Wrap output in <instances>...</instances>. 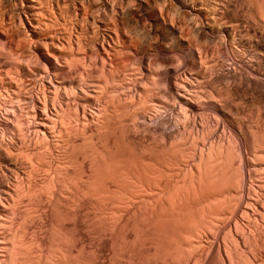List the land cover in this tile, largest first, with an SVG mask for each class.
<instances>
[{
	"label": "bare ground",
	"instance_id": "bare-ground-1",
	"mask_svg": "<svg viewBox=\"0 0 264 264\" xmlns=\"http://www.w3.org/2000/svg\"><path fill=\"white\" fill-rule=\"evenodd\" d=\"M159 1L0 0V236L18 214L25 225L47 210L82 214L86 230L93 214L114 228L136 222L134 235L157 239L165 261L175 249L179 262L186 256L183 237L202 264L204 249L191 243L201 230L195 243L205 235L229 264H264V91L254 92L255 70L239 53L264 55V0L253 5L258 20L229 0ZM242 102L260 105L255 121ZM227 182L232 190L218 189ZM224 192L228 215L214 207ZM224 228L230 245L218 238ZM57 236L47 258L75 264Z\"/></svg>",
	"mask_w": 264,
	"mask_h": 264
},
{
	"label": "rangeland",
	"instance_id": "rangeland-1",
	"mask_svg": "<svg viewBox=\"0 0 264 264\" xmlns=\"http://www.w3.org/2000/svg\"><path fill=\"white\" fill-rule=\"evenodd\" d=\"M9 2L11 1L12 2V0H8ZM228 1V0H227ZM160 3H158L157 5L159 6V4H161V0L159 1ZM228 2H230V3H233L232 5H236V3H237V6H239L240 4V6H242V9L244 8L245 10H244V12H247V14L246 15H249V16H251V17H249V18H252V20H255V18L257 17V16H255V8L254 7H256V0H229ZM235 3V4H234ZM163 4H164V2H163ZM163 4H161L162 6H163ZM243 4V5H242ZM160 5V6H161ZM253 5H254V7H253ZM247 9V10H246ZM229 11L231 12H233V8L231 7V8H229ZM251 15H250V14ZM253 13V14H252ZM257 20H258V17H257ZM256 20V21H257ZM239 37L240 36H236V40H238L239 39ZM148 38V40L150 41L151 40V42L153 41L152 40V38H153V36L152 37H147ZM154 39V38H153ZM154 42V41H153ZM209 44H213V46L215 45L214 43H212V42H210ZM239 53L241 54H243L244 55V57H246V59L248 60V61H250L251 62V65H252V68H253V70H255L256 71V73H255V71H253V72H251V71H249L250 73H252V76L255 78V80L256 81H258V84L260 85V86H257L256 88H254L256 91H254V92H256V93H262V91H264V55H260V56H256L257 54H254L253 53V51H252V48L251 47H249V48H245V47H241V46H239ZM246 49V50H245ZM251 49V50H250ZM253 53V54H252ZM162 54V56L164 57V56H166V55H164L163 53H161ZM252 55H254V56H252ZM259 57V58H258ZM237 58H238V56H237ZM251 58V59H250ZM237 62H235V66H238L239 64H237L238 62H239V60H236ZM249 62V63H250ZM255 65V66H254ZM239 68H243V69H245V66H238ZM247 68V67H246ZM248 69V68H247ZM257 69V70H256ZM259 71V72H258ZM255 73V74H254ZM259 73V74H258ZM258 76V77H257ZM262 83H263V85H262ZM215 84L218 86V87H222L223 86V83L222 82H220V80L219 81H217V82H215ZM214 84V85H215ZM261 87V88H260ZM260 88V89H259ZM259 90H261V91H259ZM259 91V92H258ZM240 104H241V102H239ZM244 103V104H243ZM245 104H250L249 106H250V109H249V106L248 105H245ZM240 106H244L245 108H247V109H249V112H247L248 114H247V116H250L254 121H255V118L257 119V115L256 114H258V112H259V110H260V108H258V107H260V105L259 104H257V103H249V102H247V103H245V102H242V105H240ZM258 111V112H257ZM231 143H232V146L234 145V148H235V146L236 145H238V143L234 140V142H233V140L231 141ZM237 143V144H236ZM237 147L238 146H236V151L234 152V154H236L237 155ZM233 148V149H234ZM248 152V156L249 157H251L252 159L254 158L255 159V157L251 154V152L250 151H247ZM236 155H234V166L236 165L237 166V162H238V156L236 157ZM237 158V160L235 161V159ZM236 163V164H235ZM233 184L231 183V182H227L226 183V186L227 187H225V184H221L220 186H218V189H222V187H223V189L222 190H225V189H227V191L229 190V189H231ZM225 188V189H224ZM233 188H234V186H233ZM232 188V189H233ZM231 189V190H232ZM226 191V190H225ZM224 194L225 195H228L229 194V196H228V199H227V196H226V199L225 198H223V201L222 200H216V202H215V204H216V206H214V207H217V206H219V207H217V209L219 210L218 212L220 213V211H223V209H224V211H225V214H230V213H228V212H231V206L233 205H229V204H227V201L230 199L231 200V198L232 197H230V196H232L230 193H228V192H224ZM223 197V196H222ZM221 197V198H222ZM225 197V196H224ZM220 198V199H221ZM224 200H225V203H224ZM229 200V201H230ZM222 203V204H221ZM224 203V204H223ZM231 203H232V201H231ZM203 204H204V202H203ZM202 204V205H203ZM226 204V206H228V207H226V208H224L225 205ZM221 205H223V206H221ZM230 206V207H229ZM213 207V208H214ZM223 207V208H222ZM216 208H214V209H212V212H213V215H215V213H216V211H214V210H217ZM53 212V211H52ZM51 212V210L48 212V210H47V212L44 214L43 213V216L41 215V214H36V216H39V215H41L38 219H41V220H37V218L35 219L34 218V216H33V218H28V217H30V215L27 217V225H25L24 224V222L22 221L23 220V218L25 217V215L24 214H20V215H22V216H20L19 217V214L18 215H16V216H14V220H12L13 219V217L11 218H9L8 220H10V221H12V224L10 223V222H8L9 224H11V225H9V227L10 226H12L10 229L9 228H6V227H3V228H6V229H8L7 231H5L4 229H1V232H3V230H4V233H2V235L0 236V239L2 240V242H0V264H20L21 263V261H27L26 263L24 262H22L21 264H38V262H40V264L42 263V260H43V263H44V261H45V259L48 257V255H54V252L52 253V249H50V251H51V253H50V251H49V248H51V247H53V246H51L53 243L52 242H54L56 245H57V243L55 242L56 240L58 241V236H57V234H61V236L64 238V240L66 241L65 243H68V242H70V243H68L70 246H68L67 244H65V246L66 247H70V249H71V247L73 246V248L71 249L72 250V258L71 259H74L76 262H75V264H77V262H78V264L80 263V264H82V262L81 261H78L77 259L79 258V260L80 259H84V258H86L87 259V264H119L120 263V261H121V263H123V264H168V262L170 263V264H200V263H194V260L192 259L194 256H193V253L192 254H190L191 256L190 257H187V256H189L188 255V253H189V251H190V249H191V247H189V246H191L189 243H190V241H189V239H188V241H186V239H183V237H181L180 238V240H179V242H181V243H179V244H181V247L183 248L182 250H183V252H185L187 249V251H188V253H183L182 251H181V253H183V255L185 254L186 256H184L183 257V259H182V257H180L182 254H180V255H177V256H179L180 258V261L181 262H179V260H178V257H176L177 258V261H178V263L177 262H173V261H176L175 259V257L173 256V255H175V252L174 251H176V249H175V247H177L176 245H174V247H171L172 249L174 248L175 250L174 251H172V253H174V254H172V253H169L168 255H170V256H168L169 258L167 259V261H165V259L167 258V256H165V254H162V253H159V252H155V247H154V245H155V242L157 241V239H155L154 237H149V238H145L144 239V236L143 235H141V236H138V237H140L141 239H139L136 235H134L135 233H133V231H132V229L134 230L136 227L134 226V224L136 223V222H133L134 224H132V222L131 221H129V223L128 224H126V223H123V224H121L119 227L117 226L116 228H114L113 226L111 227V225L108 223V221L106 222V221H104L103 219V221L102 220H100L97 216H94L93 214H91V215H89L88 216V219H89V221H88V223H89V225L90 224H92V226H90L89 227V225H88V228H87V230H86V227H85V223H84V221H82L81 219H82V214H80V215H77L78 217H76V215H71V214H69V216H68V214H63V215H65L66 217H64L61 213L59 214L60 215V217H58V215H57V212H54V213H52ZM52 214V215H51ZM53 214H54V216H53ZM33 215V214H32ZM31 215V216H32ZM71 215V216H70ZM18 216V217H17ZM24 216V217H23ZM49 216V217H48ZM81 218H80V217ZM90 216L92 217V216H94V217H92L93 219H91L90 220ZM54 217H55V219H54ZM96 217V218H95ZM44 218V219H43ZM48 218V219H47ZM58 218V219H57ZM68 220H67V219ZM76 218V219H75ZM99 220H98V219ZM43 219V220H42ZM63 219V220H62ZM83 219H84V217H83ZM30 220H32V221H30ZM35 220H36V222H35ZM54 222H53V221ZM70 220H71V223H70ZM72 220H73V223H72ZM76 220V221H75ZM79 220V221H78ZM94 221V223H92L93 221ZM16 221H17V223H16ZM23 223H22V222ZM38 221V222H37ZM40 221H42V222H40ZM60 221V222H59ZM62 221V222H61ZM63 221H64V223H63ZM69 221V222H68ZM15 222V223H14ZM21 222V223H20ZM33 222H34V224H33ZM40 222V223H39ZM61 223V226L59 225V223ZM74 222H77V223H75L74 224ZM95 222H96V224H95ZM101 222L102 223H104V224H101ZM106 222V223H105ZM131 222V223H130ZM23 224L24 225V227H25V233H23V234H21L20 233V237H19V239L21 238V240H17L18 238L16 237V236H18L17 234H16V232L19 234V231H20V228H22L21 226H20V224ZM42 223V224H41ZM56 223H58V224H56ZM109 225H108V224ZM14 224H16V225H14ZM103 225V226H101V225ZM106 224V226H104ZM138 224V223H137ZM39 225H41V226H39ZM48 225V226H47ZM54 225H56V227L58 226V227H62V225H64L65 227H62V229H60V228H58V229H60L61 230V233H60V231L58 232V233H56L57 231H55L57 228H54ZM76 225V226H75ZM96 225V226H95ZM125 225V226H124ZM129 225V226H128ZM19 226V230L18 231H15V230H17L16 228ZM26 226H28V228L26 227ZM34 226V227H33ZM38 228H37V227ZM109 228H108V227ZM121 226L124 228V230H123V228L121 229ZM129 227V228H126V227ZM134 228H133V227ZM137 226H140V225H137ZM23 227V228H24ZM75 227H76V229H75ZM84 227V228H83ZM102 227V228H101ZM111 227V228H110ZM132 227V228H131ZM51 228V229H50ZM68 228V229H67ZM71 228V229H70ZM78 228H79V231H78ZM95 228V229H94ZM99 228H101V229H99ZM107 228V229H106ZM126 228V229H125ZM130 228H131V230H130ZM193 228V227H192ZM57 229V230H58ZM99 229V230H98ZM105 231H104V230ZM110 229V230H109ZM111 229H115V231H113V230H111ZM138 229V228H137ZM191 229V228H190ZM190 229H189V231H190ZM10 230V231H9ZM11 230H13V232L11 233ZM22 230H24V229H22ZM20 231V232H24V231ZM53 230H54V232L55 233H53L52 234V232H53ZM90 230H92V231H90ZM94 230V231H93ZM96 230H98V231H96ZM109 231V232H106V231ZM121 230V231H120ZM192 230V229H191ZM228 228H224L222 231L220 230L219 231V233H218V238H220L221 239V241L223 240V238H225V237H229L230 238V235L229 234H231V232H230V230H229V232L230 233H227L228 232ZM35 231H37V232H35ZM68 231V232H67ZM77 231V232H76ZM86 231V232H85ZM87 231H88V233H87ZM100 231V232H99ZM102 231H104V232H102ZM124 231V232H123ZM134 231H138V230H134ZM199 230H197L196 232H198ZM203 231H204V229H203ZM6 232H8V233H11L10 235L9 234H7ZM64 232H66V233H64ZM84 232V233H83ZM92 232V233H91ZM95 232V233H94ZM121 232V233H120ZM122 232H123V235L125 234L126 235V233L127 234H129V235H126V237L127 238H125V235L123 236L122 235ZM193 233H191V235L193 234V236L196 234V235H199V234H201V230L199 231L200 233H196L194 230L192 231ZM194 232H195V234H194ZM254 232V234H255V236L257 237V236H262V233L260 232H257V231H253ZM13 233H15V234H13ZM33 233V234H32ZM36 235H35V234ZM90 233V234H89ZM96 233H99V234H96ZM107 234V235H105V234ZM110 233H113V234H110ZM117 233H118V236H116L117 235ZM190 233V232H189ZM5 234V235H4ZM51 234V235H50ZM54 234H55V236H57V239L55 238V236H54ZM76 236L78 239H76L74 236ZM85 234V235H84ZM120 234V235H119ZM261 234V235H260ZM15 235V236H14ZM22 235L24 236V237H22ZM53 235V236H52ZM132 235V236H131ZM185 235H186V233H185ZM184 235V236H185ZM190 235V234H189ZM195 235V236H196ZM220 235V236H219ZM232 235V234H231ZM3 236H6V237H3ZM8 236V237H7ZM12 236V237H11ZM33 236H35V237H33ZM66 236H68V237H66ZM70 236V237H69ZM81 236H82V239H81ZM101 236V237H100ZM112 236V237H111ZM128 236H131L130 237V239L132 240V243H131V241H129V242H127L126 241V239L127 240H130L129 239V237ZM192 236V237H193ZM194 236V237H195ZM222 236V237H221ZM224 236V237H223ZM11 237V238H10ZM31 237H33V238H31ZM53 237V238H52ZM73 237V238H72ZM90 237V238H89ZM92 237H93V239H92ZM102 237H106V239H104V238H102ZM111 237V238H110ZM192 238V240H191V243L192 242H196L195 240H193V239H195V238H198L197 236L195 237V238ZM232 237V236H231ZM3 238V239H2ZM10 238V239H9ZM15 238V239H14ZM35 238V239H34ZM55 238V241H52L51 242V240H53ZM65 238H67V239H69V240H66ZM70 238H71V241H70ZM87 238V239H86ZM95 238V239H94ZM123 238H124V240H123ZM138 238V239H137ZM184 238H189L188 237V233H187V235H186V237H184ZM191 238V237H190ZM22 239L24 240V241H22ZM38 239V240H37ZM50 239V240H49ZM80 239H81V241H80ZM99 239V240H98ZM122 239V240H121ZM150 239V240H149ZM203 239H204V241H205V245H203L204 243V241L202 240V242H201V244H197V243H193V247H195L196 245H198L199 247H200V245L202 246L201 248H199V250L200 251H202V249H204L203 251L204 252H202L203 253V256H207L206 258L204 257L203 258V263L202 264H229L228 263V261L226 260V258H225V256L223 255V257H222V254H223V251H220L219 249H217V248H212V250H211V247H209L210 245L207 243V240H206V237H205V235L203 236ZM14 240H15V242H19L20 241V243H22L23 242V245H21L20 243V245H21V247H19V246H17L18 245V243H16L17 245H15V246H12V243L14 242ZM78 240V241H77ZM94 240H97V241H94ZM113 240V241H112ZM118 242H117V241ZM135 240V241H134ZM197 240V239H196ZM225 240H226V238H225ZM225 240H223V241H225ZM227 240H230V239H227ZM8 241V242H7ZM22 241V242H21ZM40 241V242H39ZM73 241H74V243H73ZM94 241V242H93ZM102 241H104V243L102 242ZM115 241L117 242V243H115ZM122 241V242H121ZM146 241H147V243H146ZM153 243H152V242ZM155 241V242H154ZM34 242V243H33ZM36 242V243H35ZM71 242H72V245H71ZM86 242V243H85ZM87 242H88V244H87ZM124 242V243H123ZM126 242H127V244H126ZM136 242H139V243H136ZM143 242V243H142ZM145 242V243H144ZM158 242L159 241H157L156 242V244L158 245ZM183 242H185V243H183ZM226 242V241H225ZM231 242V241H230ZM230 242L228 243V241L226 242V243H228L229 245H230ZM2 243V244H1ZM4 243V244H3ZM27 243V244H26ZM41 243V244H40ZM90 243H91V245H90ZM150 243V244H149ZM163 243V242H162ZM162 243H160V244H162ZM14 244V243H13ZM29 244V245H28ZM37 244H38V247H37ZM39 244H40V246H39ZM43 244V245H42ZM51 244V245H50ZM54 244V246H56ZM74 244H78L77 245V247H76V245H74ZM86 246H85V245ZM113 244V245H112ZM116 244V245H115ZM133 244V245H132ZM135 244L136 245H138V247L137 246H135ZM139 244H141V245H143V246H141V245H139ZM153 245V249L151 248V247H149L150 245ZM159 244V245H160ZM184 244V245H183ZM25 245V246H24ZM27 245V246H26ZM83 245H84V247H83ZM109 245V246H108ZM127 245V246H126ZM151 245V246H152ZM195 245V246H194ZM209 245V246H208ZM12 246V247H11ZM17 246V248L19 247V249H18V251H17V249L15 250L14 249V247H16ZM23 246V247H22ZM41 246H43V247H41ZM50 246V247H49ZM74 246H75V248H74ZM100 246V247H99ZM104 246V247H103ZM114 246V247H113ZM120 246H121V248L122 247H124L125 246V248H122L121 250H120ZM133 246V247H132ZM141 246V247H140ZM147 246V247H146ZM156 246V245H155ZM198 246H196V248L195 249H197L198 248ZM203 246H205L207 249H205V247H203ZM6 247V248H5ZM9 247V248H8ZM25 247V248H24ZM34 247H37V249L36 248H34ZM39 247H41V248H44V249H41V248H39ZM82 247V248H81ZM85 247H87V248H85ZM129 247L130 249H128L129 250V252L127 253L126 251H127V248ZM140 247V248H139ZM149 247V248H148ZM161 247V246H160ZM10 248H12V249H14L13 251H12V249H10ZM34 248V249H33ZM100 248V249H99ZM114 250H113V249ZM116 248V249H115ZM136 248V250H134ZM142 248V249H141ZM170 248V249H171ZM222 248H223V246H222ZM221 248V249H222ZM22 249V250H21ZM54 249H55V247H54ZM53 249V250H54ZM83 249H85V250H83ZM141 249V250H140ZM150 249V250H149ZM218 251H217V250ZM22 252H21V251ZM24 250H25V253H24ZM36 250H37V252H36ZM41 250H43V251H41ZM78 250V251H77ZM88 250H89V252H88ZM119 250V251H118ZM133 250V251H132ZM144 250V252H142ZM149 250V251H148ZM181 250V249H180ZM185 250V251H184ZM192 250V249H191ZM209 250H211V251H209ZM29 253H28V252ZM86 251V252H85ZM102 251V252H101ZM115 251V252H114ZM124 253H123V252ZM138 251V252H137ZM140 251V252H139ZM186 251V252H187ZM193 252H194V249L192 250ZM207 251L209 252L208 253V255H207ZM218 253H217V252ZM9 252H11V253H9ZM12 252H15V253H17V252H19L18 254L21 256H23V257H20L19 256V258L18 257H16V256H14V255H17V254H15V253H12ZM21 252V253H20ZM44 252V253H43ZM79 252V253H78ZM83 252V253H82ZM119 252V253H118ZM130 252H135L134 254L133 253H130ZM149 252H152V253H149ZM177 252V251H176ZM210 252H212V253H210ZM222 254H221V253ZM40 255H42V256H44V257H41L42 258V260H40V257H39V254ZM85 253V254H84ZM90 253H91V255H90ZM127 255H126V254ZM138 253V255H136ZM158 253V254H157ZM206 253V254H205ZM216 255H215V254ZM219 253H220V256H219ZM6 254V255H5ZM10 254H12V255H10ZM28 256H27V255ZM48 254V255H47ZM75 254H77L76 256H75ZM80 255V257H79V255ZM113 254H114V256H113ZM118 254V255H117ZM119 254H120V257L122 258V260H121V258L119 257ZM122 254H124L123 255V257H122ZM162 255V257L161 256H159V255ZM177 254V253H176ZM205 254V255H204ZM2 255V256H1ZM4 255V256H3ZM10 255V256H9ZM26 255V256H25ZM33 255H35V256H37V260H36V258H35V256L33 257ZM47 255V256H46ZM147 255V256H146ZM149 255V256H148ZM215 255V256H214ZM18 256V255H17ZM30 256H31V258L33 257V259H35V261H36V263H31V262H35L34 260H32L31 258H30ZM82 256V257H81ZM86 256V257H85ZM130 256H132V257H130ZM135 256V257H134ZM136 256H138V257H136ZM143 256H144V258H146V259H143ZM150 256H151V259H150ZM157 256V257H156ZM171 256L173 257L172 259H171ZM212 256V257H211ZM3 257H5V258H3ZM11 257V258H10ZM46 257V258H45ZM126 257V258H125ZM130 257V258H129ZM140 257V258H139ZM154 257H156V258H154ZM159 257H160V259H159ZM166 257V258H165ZM12 260H10V259ZM14 260H13V259ZM18 259V261L17 260H15V259ZM50 258V257H49ZM49 258H47V259H49ZM93 258V259H92ZM116 258V259H115ZM117 258H120V260L119 259H117ZM158 258V259H157ZM186 258H188V259H186ZM208 258H212V259H208ZM221 258H222V260H221ZM19 259H20V261H19ZM26 259V260H25ZM27 259H29V260H27ZM51 259V258H50ZM49 259V260H50ZM99 259V260H98ZM114 259V260H113ZM126 259V260H125ZM49 260H47V261H45L46 263L45 264H51V260H50V262H49ZM106 260V261H105ZM116 260H117V262H116ZM119 260V261H118ZM130 260V261H129ZM132 260H133V262H132ZM153 260V261H152ZM158 260V261H157ZM163 260V261H162ZM185 260V261H184ZM208 260V261H207ZM226 260V261H225ZM11 261V262H10ZM14 261V262H13ZM15 261H17V263L15 262ZM112 261V262H111ZM114 261H115V263H114ZM187 261H188V263H187ZM7 262V263H6ZM162 262V263H161ZM173 262V263H172ZM209 262V263H208ZM225 262H227V263H225ZM120 263V264H121ZM74 264V263H73Z\"/></svg>",
	"mask_w": 264,
	"mask_h": 264
}]
</instances>
